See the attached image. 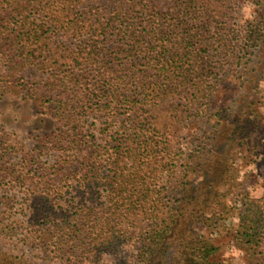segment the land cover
<instances>
[{
  "label": "trees",
  "instance_id": "obj_1",
  "mask_svg": "<svg viewBox=\"0 0 264 264\" xmlns=\"http://www.w3.org/2000/svg\"><path fill=\"white\" fill-rule=\"evenodd\" d=\"M115 1L112 15L97 25L86 11L84 18L78 16L73 2L79 0H0V5L11 2L18 10L35 5L45 10V25L21 24L18 31L2 25L0 34L15 52L12 62L34 64L47 74L46 85L56 96L54 105L46 108L57 119L58 133L51 136L61 155L48 167L57 174L48 178V186L59 181L54 197L67 194L70 204L61 209L49 192L37 211L46 214L43 220L51 223L52 231L59 228L61 236L71 225L88 228L76 236L88 240L84 264L96 263L103 253L117 257L129 244L139 245L138 255L152 263L165 254L166 235L184 223L190 203L201 201L199 193H192L199 183L189 179L199 163L194 165L188 153L176 149L173 134L193 112L213 116L210 98L220 71L235 64L234 51L248 50L251 41L264 38V33L249 28L239 48L226 39L218 0H169L165 12L151 1L128 0L129 7L124 0ZM136 13L148 22L143 31L131 20ZM60 29L74 34L73 48L51 45L46 32ZM113 36L116 46H109ZM128 40L131 45L124 50L130 65L125 71L106 51L122 50ZM6 56L0 62L10 68L12 58ZM96 111L124 116L122 128L112 131L106 124L100 135L88 133L84 118ZM64 168L66 173L59 176ZM220 196L214 191V197ZM207 209L216 222L213 227L233 210L216 205ZM236 210L242 218L237 240L258 246L264 239V193L259 199L247 198ZM215 250L213 243L204 241L190 259L215 264L210 260Z\"/></svg>",
  "mask_w": 264,
  "mask_h": 264
},
{
  "label": "rangeland",
  "instance_id": "obj_2",
  "mask_svg": "<svg viewBox=\"0 0 264 264\" xmlns=\"http://www.w3.org/2000/svg\"><path fill=\"white\" fill-rule=\"evenodd\" d=\"M149 1L156 3L162 12L169 7V0L145 2ZM124 3L129 7L128 0ZM73 5L78 16L84 18L82 11H86V17L99 25L112 15L116 1L79 0ZM217 5L225 15L220 21L223 35L236 43L237 48L249 28L264 33V0H218ZM54 7L60 5L56 2ZM140 15L132 14L131 20L136 29L143 31L141 27L148 22ZM44 16L45 10L36 5L18 10L11 2H4L0 5V29L2 25L17 31L21 24L45 25ZM81 34L88 37L86 31ZM46 35H50L52 46L73 48L77 42L72 32L62 29L55 33L48 31ZM2 37L0 34V58L10 55L12 59L10 68L0 62L3 77L0 81V264H84L82 252L88 240L82 237L77 240L76 236L88 228L81 230V226L71 225L64 237L58 233L59 228L50 229L51 223L43 220L46 214L37 211L49 192L61 209L70 204L66 201L67 194L54 197L59 181L53 180L48 186V178L57 176L48 167L58 162L61 155L51 136L58 133L57 119L46 108L54 105L56 96L46 85L47 74L34 64L21 66L12 62L17 59L15 52L8 50ZM116 43L113 36L109 46ZM130 45L128 40L122 50H105L125 71L130 65L126 55L130 54L124 49ZM249 46L248 50L234 51L235 64L230 67L226 64L220 71V81L210 98L213 116L193 112L173 134L176 149L188 153L194 165L199 163L189 179L199 183L200 187L192 193H199L201 201L190 203L184 223L173 226L166 235L165 254H159L152 263L138 255L139 245L129 244L122 246L119 256L103 253L94 264H195L190 258L204 241L216 247L210 256L215 264H264V239L251 247L238 241L236 235L242 221L236 209L244 206L247 198L259 199L264 193V38L258 43L251 41ZM123 118L96 111L84 118V128L98 136L106 124L112 131L122 128ZM63 173L65 168L59 176ZM216 190L221 194L219 198L214 197ZM208 205L233 209L217 219L220 228L211 225L215 220L211 219L210 209L205 211ZM72 218H69L71 223ZM199 264L204 263L199 260Z\"/></svg>",
  "mask_w": 264,
  "mask_h": 264
}]
</instances>
